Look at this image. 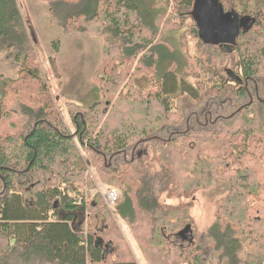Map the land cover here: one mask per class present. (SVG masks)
Masks as SVG:
<instances>
[{
  "label": "trees",
  "instance_id": "16d2710c",
  "mask_svg": "<svg viewBox=\"0 0 264 264\" xmlns=\"http://www.w3.org/2000/svg\"><path fill=\"white\" fill-rule=\"evenodd\" d=\"M140 1L80 0V3H74L68 20L84 18L91 22L103 16L109 24L111 29L109 31L116 38L130 44L126 50L120 47H117V50L121 51L122 56L126 54V57L134 58L139 50L137 45H148L153 36H156L157 21L166 12L159 6L163 0H142V4ZM149 1L150 7L146 5ZM176 1L182 6L189 7L193 18L196 0ZM219 2L225 13L234 12L238 17L241 15L239 17L241 20L251 19L250 28L248 30L241 28L236 44L230 49L222 44H207L198 37L204 45L225 50L227 53H233L236 47L239 48L238 39L244 36L248 39V45L243 50L237 48L240 57L236 61V66L239 67L240 74L227 73L230 79H225L221 74V97L230 93L235 100L248 102L246 101L237 113L231 114L235 120V127L240 125L235 128L236 141L230 143L221 154V146L217 145V143L220 145L221 137L214 138L211 139L210 147L201 152L206 157L211 151L217 150L218 152L210 159L212 163H206L191 171L188 170L191 166L187 163L185 172H178L177 164L175 168L171 165L167 168L160 167L157 171L150 166L152 164L148 163V160L145 161L147 166L137 167L140 170L134 167L136 161L147 156L150 146L148 142L152 143L150 138L153 137V141L161 146L176 140V133L171 130V126L164 127L166 124H163L149 137H143L144 141L136 147L131 148L129 144L137 134L148 133L153 126L149 122L153 120L152 118L159 116L161 119L171 112L173 96H187L193 99L192 102L204 98V90L200 89V92L184 78L177 77L174 70H165L159 74L161 77L159 91L150 96L154 103L162 107L157 110L158 113L155 114L153 112L155 110L150 108L144 99L140 100L141 104L137 107L127 101L131 109L124 106L119 117L105 126L106 132L110 133L108 139L102 135L104 130L94 136L90 130L92 122L88 120V115L80 116L78 113L75 114L74 110H70L77 137L82 143L87 141V146L94 151L112 150L118 153L108 154L107 162L103 160L111 169L110 176L104 178V181L123 190L122 200L116 204V210L118 215L133 227L134 237L147 264H169L168 255L164 253L163 248L169 243L170 237L180 236L189 228L193 234L188 209L182 206L183 204L173 207L166 204L160 194L167 193L171 196L178 191L183 197H187L189 192L192 195L203 186L199 185L202 179L199 176L200 172L198 174L197 172L207 168H211L212 181L221 180L223 168L220 167L225 166V159H230L233 164V169L229 167L224 170V179H227L230 189L228 204L222 206L225 199L221 202V207L216 213V221L207 232L206 250L197 244L201 253L196 252L199 259L191 264H204L202 256L207 255L215 256L217 260L215 264H239L238 255L242 252L244 239L247 241V238L254 253L250 256L251 262L249 260L244 263L261 264L264 261V249L259 252V248L262 249L264 245V138L254 136L256 129L264 133V87L257 84L262 79L259 75L264 68V41L259 39L264 37V31L263 33L261 30L254 31L257 27V18L250 12L257 9L255 4L254 8L246 7L243 11H225L224 5L220 0ZM55 3L51 4V11H54ZM243 3L246 5L244 0ZM252 4L253 1L250 0V5ZM260 19L264 22V12ZM146 32L151 33L150 38L146 36ZM248 34H252L250 37L252 45H249ZM134 44L135 46H131ZM0 49L8 56L13 55L14 59L21 63L24 76L32 79L35 84L39 82L38 70L28 66L34 50L17 0H0ZM155 49L159 56L157 60L159 66L165 63L166 58L173 56L166 48ZM170 60L172 63L176 61L174 58ZM204 68L201 70L206 72ZM230 81L234 83L228 84ZM7 84L8 82L0 83V121L5 118L7 94L16 92L14 85ZM46 106L37 112H33L32 109L23 110V114L30 119L25 129L18 131L15 138L9 137L7 142H0V264H138L127 252L122 237L115 228L113 232L116 234L110 238V234L113 233L110 227L102 231L85 232L86 221L83 219L87 205L77 186H71L69 180L63 179L59 183L69 184V187L61 190L59 185L48 181L47 175L52 173L51 168L57 164L59 171L54 174L57 177L73 171L77 173L78 170L76 167L71 169L70 165L74 152L72 136L63 128V121L52 112V108ZM72 106L74 108L78 105ZM96 106L95 109L98 108ZM227 111L224 103L221 107V116H225ZM88 113L91 114L90 109L86 114ZM218 113L215 108L206 107V110L201 112L191 111L187 121L194 128L211 127L214 119L221 121ZM252 113L254 116L250 117ZM230 124H226L227 127ZM140 145L142 146L140 151L136 152ZM129 151L134 154V160L132 158L131 161L119 160L123 155L127 159ZM175 151L176 157L181 158L184 154L183 149ZM251 158L256 160L259 170L251 164ZM124 168L132 169L133 173L123 174ZM38 173L46 174L43 175L46 176L45 181ZM185 182L191 183L188 189L178 188V183L181 186ZM28 185L31 186L30 190ZM96 207L94 204L93 208ZM92 224L94 228L99 227L97 222L92 221ZM106 233L109 240H106ZM194 237L196 236L193 234L192 243ZM114 248L117 250V259L108 260Z\"/></svg>",
  "mask_w": 264,
  "mask_h": 264
},
{
  "label": "rangeland",
  "instance_id": "374dc122",
  "mask_svg": "<svg viewBox=\"0 0 264 264\" xmlns=\"http://www.w3.org/2000/svg\"><path fill=\"white\" fill-rule=\"evenodd\" d=\"M220 1L224 5L225 11H243L246 7L254 8L255 4L257 9L250 12L257 18V27L254 31L261 30L263 33L264 22L261 21L260 15L264 12V0H251L253 1L252 5H250V0H244L246 5L243 0ZM17 2L34 50L30 55L28 66L38 70L39 82L35 84L32 79L24 76L21 63L17 62L13 55L8 56L0 49V83L8 82L7 86L14 85L16 90V92L7 94L8 98L5 100V118L0 121V142H7L9 137L15 138L18 131L25 129L30 119L23 114V110L32 109L33 112H37L44 105L51 107L52 112L59 117L60 121H63V128L72 136L74 152L70 165L71 169L76 167L78 172H75L76 174L74 171L68 174L63 173L65 174L62 175L63 177H57L54 175L59 171L57 164L51 168L52 173L47 175L48 181L59 185L61 190H65L69 184L63 185L59 182L67 179L71 186H77L79 192L83 194L87 205L83 219L86 221L85 232L102 231L109 227L113 232V228H115L120 233L127 252L132 258L138 264H147L139 243L134 237L133 227L128 221L123 220L116 210V204L122 200L123 190L117 186L108 185L104 181V178L110 176L111 169L103 163V160L107 162V155H114L113 153L116 151L101 149V151L97 149L94 151L87 146V141L82 143L77 137L70 110H74V113H78L77 115L80 116L88 115V120L92 122L90 130L94 136L104 130L102 135L108 139L110 133L106 132L104 128L119 117L124 106L129 108L127 101L137 107L138 104H141L140 100L144 99L150 108L155 110L153 112L158 113L162 107L154 103L150 96L159 91L158 84L161 78L159 74L165 70H174L177 77L184 78L200 92V89L204 90V98L201 97L200 100L192 102L193 99L187 96H173L171 112L161 119L159 116L152 118L153 120L149 122L153 126L148 133L137 134L129 144L132 146L131 148L136 147L144 141L143 137H149L163 124H166L164 127L171 126V130L176 133V140L166 146H161L157 145L158 142L153 141V137L150 138L152 143L148 142L150 146L147 156L145 159L141 158L136 161L134 167L140 170L137 167L147 166L145 161L148 160V163L152 164L150 166L157 171L160 167L167 168L171 165L175 168V164H177L178 172H185L187 163L191 166L188 170H197V167L212 163L210 159L218 152L213 150L206 157L201 153L210 147L211 139L221 137L220 145L217 143L218 146H221V154L225 152V148L230 143L236 141L235 128L240 125L235 127V120L231 114L237 113L247 100H235L230 93L221 97V74L225 79H230L228 74L231 72H234L235 75L240 74L238 73L240 69L236 66V61L240 57L238 49L243 50L248 45V39L245 36L238 39L239 48L236 47L233 53L206 46L198 37V27L192 18V10L182 6L176 0H163L159 6L166 12L157 21L156 36H153V40L148 45H137L139 50H137L136 56L131 58L126 57V54L122 56L121 51L117 50V47L126 50L130 44H126L123 39L116 38L109 31L111 29L103 16H99L91 22H87L84 18L68 20L74 3L78 4L80 0H17ZM53 2H56L55 9L51 11L50 6ZM140 2L142 4V0ZM144 3L146 4V2ZM149 3L150 1L146 4L149 5L148 7H150ZM146 36L150 38L151 33L146 32ZM251 36L252 34H248L249 38ZM259 39L264 41V37ZM249 40V45H252V38ZM131 46H135V44ZM156 47L166 48V51L168 50L173 55L166 58L165 63L160 66L157 64L159 56ZM160 52L161 50H159ZM165 57H167L166 54ZM173 58L176 59L175 63L170 60ZM202 68L206 69V72L202 71ZM262 70L259 75L262 79L257 84L264 87V68ZM233 77L235 78V76ZM231 83L234 81H230L228 84ZM224 103L228 111L225 116H221V107ZM73 104L78 106L73 108ZM95 106L98 108L95 109ZM206 107L215 108L219 112L218 118L221 121L218 122L214 119L211 127H191L187 121L190 112H201L206 110ZM88 109L91 110V114H86ZM252 116H254L253 113L250 117ZM226 124H230L229 127ZM232 127L233 129L230 131ZM254 133L255 138H264V133L258 129L254 130ZM227 140L232 141L228 142ZM141 147V145L138 146L136 152L140 151ZM178 149H183L184 154L181 158L174 155L175 150ZM128 155L127 159L123 155L119 160L131 161V158L134 160V154L131 151ZM256 160L251 158L250 162L259 170ZM224 162L225 166L220 167L223 168L221 169V180L214 179L212 181L211 168L197 172V174L203 173H199L202 179V183L199 185H203V188L196 190L192 195L189 192L187 197H183L178 194V191L171 196L167 193L160 194L166 204L172 207L183 204L182 206L188 209L189 217L192 220L193 234L196 236L193 243V234L190 232L170 237L169 243L164 248L162 247L164 253L168 255L169 264L197 262L198 254L201 253L197 244L202 245L206 250L207 232L216 221V213L221 207V202L225 199L222 206L228 204L227 200L230 195L229 183L227 179H224V170L229 167L233 169V164L230 159H225ZM124 172L123 174L133 173V170L124 168ZM38 174L45 181L46 176L43 175L46 174ZM190 184V182H185L180 186L178 183V188L186 190ZM172 186L175 187L173 184ZM27 187L30 190L31 186ZM112 188H115L119 195L116 204H110L107 201V192ZM231 198H233V194ZM94 204L97 205L96 208H93ZM92 221L97 222L99 227L94 228ZM113 234L116 232L110 234L109 238ZM105 237L106 240H109L107 233ZM248 240L249 238L247 241L245 239L243 241L242 252L238 255L239 264H245L244 262L249 260L251 262L250 256L254 250L249 246ZM263 249L264 245L262 249L259 248V252H262ZM213 256H202V262L215 264L217 260ZM115 259H117V250L114 248V251L110 252L108 260ZM261 264H264V261Z\"/></svg>",
  "mask_w": 264,
  "mask_h": 264
},
{
  "label": "water",
  "instance_id": "95a60500",
  "mask_svg": "<svg viewBox=\"0 0 264 264\" xmlns=\"http://www.w3.org/2000/svg\"><path fill=\"white\" fill-rule=\"evenodd\" d=\"M193 19L198 27V36L205 43L222 44L229 49L236 44L241 28L248 30L251 26V19L243 18L240 24L237 14L225 13L219 0H196ZM189 230L191 229H186L181 234H192Z\"/></svg>",
  "mask_w": 264,
  "mask_h": 264
},
{
  "label": "built area",
  "instance_id": "2783aa9c",
  "mask_svg": "<svg viewBox=\"0 0 264 264\" xmlns=\"http://www.w3.org/2000/svg\"><path fill=\"white\" fill-rule=\"evenodd\" d=\"M108 197L107 201L110 204H116V202L119 200V195L116 192V189L112 188L109 192H107Z\"/></svg>",
  "mask_w": 264,
  "mask_h": 264
},
{
  "label": "flooded vegetation",
  "instance_id": "af4514ba",
  "mask_svg": "<svg viewBox=\"0 0 264 264\" xmlns=\"http://www.w3.org/2000/svg\"><path fill=\"white\" fill-rule=\"evenodd\" d=\"M240 15V14H239ZM238 17V16H237ZM239 17H241V15L239 16ZM238 17V19H239V23L241 24V19Z\"/></svg>",
  "mask_w": 264,
  "mask_h": 264
}]
</instances>
